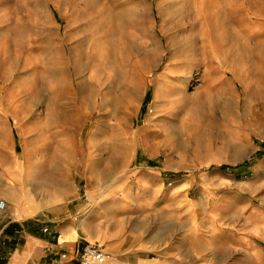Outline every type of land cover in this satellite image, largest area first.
<instances>
[{
    "label": "rangeland",
    "instance_id": "374dc122",
    "mask_svg": "<svg viewBox=\"0 0 264 264\" xmlns=\"http://www.w3.org/2000/svg\"><path fill=\"white\" fill-rule=\"evenodd\" d=\"M219 178L264 228V0H0V201L84 223L126 182Z\"/></svg>",
    "mask_w": 264,
    "mask_h": 264
},
{
    "label": "crops",
    "instance_id": "0c3cea01",
    "mask_svg": "<svg viewBox=\"0 0 264 264\" xmlns=\"http://www.w3.org/2000/svg\"><path fill=\"white\" fill-rule=\"evenodd\" d=\"M254 25L247 14L249 33ZM146 182L120 185L115 202L91 208L81 223L80 207L72 202L58 203L38 217L41 208L25 196L26 184L20 181L19 195L12 187L3 192L0 264H80L87 243L103 248L110 256L106 264H264L255 255L264 253V228L248 219L238 227L235 181L219 178L198 186L203 203L189 196L194 179L177 183L162 198L160 187ZM211 188L224 190L213 195ZM35 207L39 210L33 213Z\"/></svg>",
    "mask_w": 264,
    "mask_h": 264
},
{
    "label": "built area",
    "instance_id": "2783aa9c",
    "mask_svg": "<svg viewBox=\"0 0 264 264\" xmlns=\"http://www.w3.org/2000/svg\"><path fill=\"white\" fill-rule=\"evenodd\" d=\"M0 211H6V203L0 201ZM44 232H48V229H45ZM65 255H61L60 259L64 260ZM110 256L103 250L98 244L87 243L83 248L80 264H106Z\"/></svg>",
    "mask_w": 264,
    "mask_h": 264
},
{
    "label": "bare ground",
    "instance_id": "6f19581e",
    "mask_svg": "<svg viewBox=\"0 0 264 264\" xmlns=\"http://www.w3.org/2000/svg\"><path fill=\"white\" fill-rule=\"evenodd\" d=\"M135 11H136V10H135ZM132 13H133V12H132ZM151 56H152V55H151ZM152 61H153V60H152ZM59 78H60V77H59ZM53 81H54V83H55L57 86H59V87L63 85V84H62V83H63L62 80L58 79L56 76H54ZM68 85H69V84H68L67 82H65L63 86H64V87H65V86L67 87ZM63 86H62V87H63ZM60 88H61V87H60ZM56 92H57V91H56ZM56 92H54V96L57 95ZM53 98H54V97H53Z\"/></svg>",
    "mask_w": 264,
    "mask_h": 264
}]
</instances>
